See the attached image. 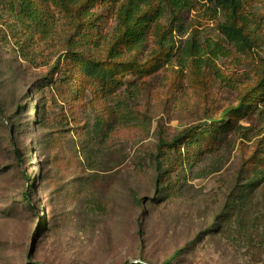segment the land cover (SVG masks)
Wrapping results in <instances>:
<instances>
[{"label": "rangeland", "instance_id": "obj_1", "mask_svg": "<svg viewBox=\"0 0 264 264\" xmlns=\"http://www.w3.org/2000/svg\"><path fill=\"white\" fill-rule=\"evenodd\" d=\"M194 1L173 26L176 51L195 29L223 38L220 16ZM249 1L264 22V0ZM59 15L48 65L26 61L0 34V264H264V97L220 132L213 152L165 147L160 174V139L206 123L209 103L218 117L239 93L220 83L210 91L171 64L143 71L134 55L79 81L55 63L69 37L68 13ZM254 36L253 56L221 62L237 79L263 54ZM254 176L261 183L241 226L223 213L238 181Z\"/></svg>", "mask_w": 264, "mask_h": 264}, {"label": "trees", "instance_id": "obj_2", "mask_svg": "<svg viewBox=\"0 0 264 264\" xmlns=\"http://www.w3.org/2000/svg\"><path fill=\"white\" fill-rule=\"evenodd\" d=\"M195 3L194 0H0V34L15 42L26 61L48 65L50 61H44V51L52 48L56 39L63 36L59 31V14L66 12L68 28L63 30L69 34L68 43L62 51L63 57L60 55L55 63L58 66L65 64L66 72L70 69L78 72L81 75L79 81L83 75H99L105 66L115 68L120 65L121 58L127 60L134 55V65L143 71H158L171 64L175 73L189 71L195 84L204 85L210 91L217 83L237 91L239 100L224 106L218 117H214L218 112L214 104L209 103V121L193 125L169 141L160 139L156 159L161 174L165 147L179 151L183 146L189 150L199 147V154L213 152L219 144L220 132L236 119L254 113L256 102L264 97V50L260 61L245 73L244 80L235 77L236 71L221 67V62L228 60L242 64L238 51L254 55L257 46L255 32H259L264 44V22L250 11L253 2L199 0L211 19L220 16L218 29L223 38L207 36L201 39L199 30L195 29L184 46L176 51L173 26L180 14ZM103 18L113 21L111 31L98 29ZM149 41L151 46L147 49ZM15 151L21 160L22 153L17 146ZM260 183L256 176L240 179L227 202L228 209L223 213L225 218L234 215L243 226L242 217L252 204V194ZM24 198L31 204L29 194L26 193ZM219 218L218 221H224L223 215ZM181 254L176 252L177 257ZM175 259H170L167 264H173Z\"/></svg>", "mask_w": 264, "mask_h": 264}]
</instances>
